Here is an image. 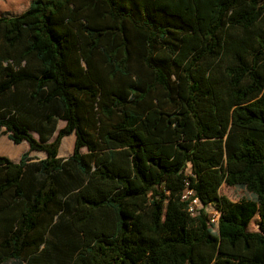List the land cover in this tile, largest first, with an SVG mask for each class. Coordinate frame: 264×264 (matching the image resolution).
<instances>
[{
    "label": "trees",
    "instance_id": "obj_1",
    "mask_svg": "<svg viewBox=\"0 0 264 264\" xmlns=\"http://www.w3.org/2000/svg\"><path fill=\"white\" fill-rule=\"evenodd\" d=\"M0 128L28 144L0 155V262L264 264V0H30L0 16Z\"/></svg>",
    "mask_w": 264,
    "mask_h": 264
},
{
    "label": "rangeland",
    "instance_id": "obj_2",
    "mask_svg": "<svg viewBox=\"0 0 264 264\" xmlns=\"http://www.w3.org/2000/svg\"><path fill=\"white\" fill-rule=\"evenodd\" d=\"M30 0H0V16H13L22 12L27 8ZM64 125L63 120H58L56 129H59ZM56 132L52 135L50 140H52L55 136ZM33 135L37 137V133L33 132ZM9 143L11 146L8 147L6 144ZM74 143V134L67 135L61 139V143L58 150V155L64 160H66L73 148ZM5 151V152H2ZM28 151L27 142L23 141L19 144H14L11 140L8 139L7 134L3 132V128H0V155L8 157L12 161H18L20 155L24 152ZM85 152V149L81 150ZM45 153L42 151H30L29 152V162H34L38 159L44 158ZM67 163V171L61 172L56 175L58 187L62 194H71L77 188H79L84 183V177L78 172L75 165L66 160ZM23 186L27 190L28 193L33 191L34 189V178L30 173H25L23 178ZM218 193L220 195H224L230 201L236 202L242 199H254V195L248 192L244 187L239 186H227L222 184ZM258 215H255L248 224L249 231H257L258 230ZM0 264H23L21 262H17L13 259H6Z\"/></svg>",
    "mask_w": 264,
    "mask_h": 264
},
{
    "label": "built area",
    "instance_id": "obj_3",
    "mask_svg": "<svg viewBox=\"0 0 264 264\" xmlns=\"http://www.w3.org/2000/svg\"><path fill=\"white\" fill-rule=\"evenodd\" d=\"M187 173H189V170H187ZM180 199L185 202L186 210L191 215H195L201 208L205 209L208 213V223L212 226L213 230H216L219 211L210 203L203 205L200 199L196 196L194 190L187 185V182L180 193Z\"/></svg>",
    "mask_w": 264,
    "mask_h": 264
}]
</instances>
